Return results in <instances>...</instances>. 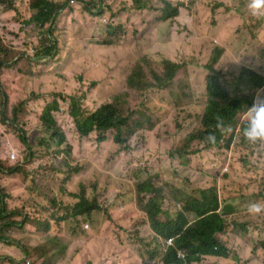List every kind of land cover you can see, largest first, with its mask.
<instances>
[{
	"label": "rangeland",
	"instance_id": "rangeland-1",
	"mask_svg": "<svg viewBox=\"0 0 264 264\" xmlns=\"http://www.w3.org/2000/svg\"><path fill=\"white\" fill-rule=\"evenodd\" d=\"M33 1L0 0V195L6 222L23 223L0 220V264H163L167 245L143 212L153 194L138 189L145 179L163 221L196 220L184 204L217 189L229 257L192 264H264V211H247L264 204V174L242 186L243 174L264 172V142L245 139L246 109L219 140H188L203 129L209 74L230 97L253 101L264 88L246 81L264 78V18L247 0H167L179 8L167 21L162 0H50L66 6L41 30L31 21ZM45 45L52 55H43ZM166 61L179 67L171 79ZM139 66L140 88L131 89ZM54 100L56 136L42 121ZM74 100L84 116L117 101L131 118L127 142L117 143L115 131L104 142L97 132L80 135ZM83 201L94 208L89 215L76 213Z\"/></svg>",
	"mask_w": 264,
	"mask_h": 264
},
{
	"label": "trees",
	"instance_id": "trees-1",
	"mask_svg": "<svg viewBox=\"0 0 264 264\" xmlns=\"http://www.w3.org/2000/svg\"><path fill=\"white\" fill-rule=\"evenodd\" d=\"M165 4L163 9V20H171L179 16V8L172 6L167 0H162ZM66 4L54 3L50 0H34L31 3L30 8L34 12L31 21L39 27L41 30L51 29L54 25L58 15L65 8ZM143 6H139L142 9ZM45 53L43 55L50 56L53 54V49L45 45L43 47ZM221 49H216V54L213 57V62H217ZM0 53L3 50L0 49ZM41 56L40 58H43ZM6 65V62L0 60V68ZM167 68L166 78H172V75L178 70V66H174L169 61L165 62ZM211 67V65H209ZM140 70V66L134 69L129 76L128 84L131 89L140 88V84L136 81V76ZM242 78V77H241ZM135 79V80H134ZM247 85L251 84L255 88L264 87V78L252 74L247 78ZM229 89L221 84L219 78L215 74H209L207 77V95L208 103L205 108L204 116L202 118L203 129L198 133L191 134L188 137L189 141L205 140L211 135H217V139H220L222 129L232 126L235 122V118L241 112L245 111L247 106H251L252 101L247 96L242 97H230ZM1 98L3 100L2 106L6 105L7 95L0 88ZM53 104H50L44 109L42 115L43 124L51 131L53 135H57L56 120L52 116L53 112L58 109V101L54 100ZM71 116L73 117L78 132L82 136H88L92 132H97L99 135V141H106V134L109 131H115L114 139L119 144L127 142L125 133H131V118H127L124 110L120 107L117 101L104 104L100 106L96 111L84 116L79 110L76 101L72 103ZM222 122V123H221ZM221 124L220 127L217 125ZM128 131H127V130ZM244 125L242 127V131ZM215 138V139H216ZM21 141L29 146L28 141L25 138H21ZM18 167L11 168L10 171H17ZM1 171V168H0ZM263 171H259L253 174V179L256 182L261 181L263 178ZM139 191L153 194L149 198L148 202L144 205L143 212L147 214L150 226L153 232L160 239H164L167 245L169 239H173L171 246H165L166 250L162 256L163 264H192L200 261L204 257L213 256L220 258H228L229 250L221 242L220 236L226 229V221L220 212L219 198L216 188H210L199 192L198 196L189 198L184 204L183 210L188 213L194 214L196 220L189 223L184 214H177L176 219H171L169 216L167 220L160 219L163 213L162 206L157 196H155V188L152 186L151 180L145 179L143 184L138 186ZM220 189L222 187L220 186ZM76 213L80 215H89L94 208L83 201L82 204L75 208ZM7 212L4 208L2 196L0 195V220L3 222L2 227L20 226L22 222L8 221L6 222ZM159 243V241H158ZM264 247V240L262 241ZM159 253L157 250L150 252V258H155ZM180 253L185 255L182 259ZM238 259V258H237Z\"/></svg>",
	"mask_w": 264,
	"mask_h": 264
},
{
	"label": "clouds",
	"instance_id": "clouds-1",
	"mask_svg": "<svg viewBox=\"0 0 264 264\" xmlns=\"http://www.w3.org/2000/svg\"><path fill=\"white\" fill-rule=\"evenodd\" d=\"M247 8L253 16L264 18V0H247ZM217 126L220 127L221 124ZM243 134L250 143L264 142V88L256 91L251 106L246 108ZM214 139L209 137V140L214 141ZM247 211L251 214H259L264 211V204L251 203Z\"/></svg>",
	"mask_w": 264,
	"mask_h": 264
},
{
	"label": "crops",
	"instance_id": "crops-1",
	"mask_svg": "<svg viewBox=\"0 0 264 264\" xmlns=\"http://www.w3.org/2000/svg\"><path fill=\"white\" fill-rule=\"evenodd\" d=\"M243 175H245V176H242V182H243V183H248L250 177L253 176V174H243Z\"/></svg>",
	"mask_w": 264,
	"mask_h": 264
},
{
	"label": "built area",
	"instance_id": "built-area-1",
	"mask_svg": "<svg viewBox=\"0 0 264 264\" xmlns=\"http://www.w3.org/2000/svg\"><path fill=\"white\" fill-rule=\"evenodd\" d=\"M32 51H33V50H32ZM14 158H15V155L13 154V155H12V159H14ZM172 241H173V239H169V240L167 241V246H171ZM180 255H181V253H180Z\"/></svg>",
	"mask_w": 264,
	"mask_h": 264
},
{
	"label": "flooded vegetation",
	"instance_id": "flooded-vegetation-1",
	"mask_svg": "<svg viewBox=\"0 0 264 264\" xmlns=\"http://www.w3.org/2000/svg\"><path fill=\"white\" fill-rule=\"evenodd\" d=\"M250 182H251V180L249 179V182L248 183H244L242 186H247V185H249L250 184Z\"/></svg>",
	"mask_w": 264,
	"mask_h": 264
}]
</instances>
